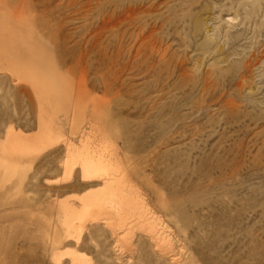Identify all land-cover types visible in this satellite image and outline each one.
Segmentation results:
<instances>
[{"label": "rangeland", "instance_id": "1", "mask_svg": "<svg viewBox=\"0 0 264 264\" xmlns=\"http://www.w3.org/2000/svg\"><path fill=\"white\" fill-rule=\"evenodd\" d=\"M71 255L264 264V0H0V264Z\"/></svg>", "mask_w": 264, "mask_h": 264}, {"label": "bare ground", "instance_id": "2", "mask_svg": "<svg viewBox=\"0 0 264 264\" xmlns=\"http://www.w3.org/2000/svg\"><path fill=\"white\" fill-rule=\"evenodd\" d=\"M84 150L85 149L83 147L82 153L78 156V159L80 160L81 179L84 181H92L104 176L110 170L111 165L102 160L100 157H92L90 154H87ZM114 180L115 179H109V181H107L106 183L105 189L100 192L91 194L90 197L83 202L82 212L80 214H71L69 216V219L66 222L68 233L74 231L76 236L79 237V234L81 233V228L77 227L76 229H74L71 223L74 220H77L79 223L83 222L88 217L89 213L92 211L97 213L99 216L101 214L105 215V217H111V215H118L119 210L117 208L118 204L116 202H119L121 195L117 189L114 191ZM71 259L74 264L78 260L75 255H71Z\"/></svg>", "mask_w": 264, "mask_h": 264}]
</instances>
